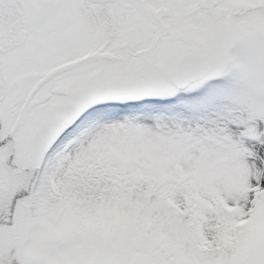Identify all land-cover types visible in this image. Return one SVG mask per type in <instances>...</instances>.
<instances>
[{
	"label": "snow or ice",
	"instance_id": "6c2138e0",
	"mask_svg": "<svg viewBox=\"0 0 264 264\" xmlns=\"http://www.w3.org/2000/svg\"><path fill=\"white\" fill-rule=\"evenodd\" d=\"M0 264H264V0H0Z\"/></svg>",
	"mask_w": 264,
	"mask_h": 264
}]
</instances>
